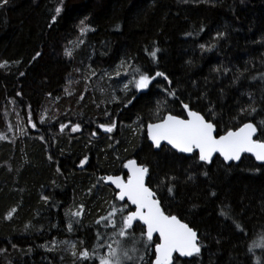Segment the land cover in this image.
<instances>
[{"label": "trees", "instance_id": "1", "mask_svg": "<svg viewBox=\"0 0 264 264\" xmlns=\"http://www.w3.org/2000/svg\"><path fill=\"white\" fill-rule=\"evenodd\" d=\"M57 7H62L58 16ZM81 20L95 30L81 36ZM79 40L83 45L75 49ZM156 48L153 60L149 52ZM69 49L73 57L65 54ZM5 61L0 68V135L6 137L0 140V249L7 251L0 253V264H83L71 246L78 252L96 248L98 230L104 240L97 255H105L115 235L95 221L113 205L126 204L98 180L126 177L123 165L130 159L149 168L148 185L165 213L198 233L199 256L176 257L174 264H264V248L253 247L264 238V165L250 156L228 165L220 157L206 164L198 154L168 147L157 152L146 135L148 123L168 114L185 118L183 101L216 123L218 134L252 122L257 140L264 142V0H10L0 8V64ZM121 61L150 76L163 72L172 83L157 77L145 90L129 86L125 92L131 76L115 80ZM89 66L114 79L107 98L87 80ZM124 70L131 72L127 65ZM253 102L257 112L239 116L240 108ZM113 120V132L99 128ZM67 122L81 130L61 132ZM168 177L176 178L174 195L167 192L170 184H160ZM81 205L83 217H72L69 231L67 213ZM226 206L231 219L220 215ZM13 208L12 219H6ZM143 230L138 224L136 235ZM145 261L153 264L152 248Z\"/></svg>", "mask_w": 264, "mask_h": 264}, {"label": "snow or ice", "instance_id": "2", "mask_svg": "<svg viewBox=\"0 0 264 264\" xmlns=\"http://www.w3.org/2000/svg\"><path fill=\"white\" fill-rule=\"evenodd\" d=\"M10 0H0V8L8 6ZM62 11V7H57L55 13L58 16ZM56 22L55 16L52 19V23ZM80 33L84 36L88 31H94L85 24L84 20L80 21ZM222 36L223 34H218ZM80 43H83L81 40ZM201 45V48H204ZM214 47V45H213ZM211 50V48L206 49ZM147 51V50H146ZM160 51L156 48L154 51L149 52V55L153 60L157 59V53ZM66 55L71 56V51L66 50ZM40 54L37 53V56ZM7 61L0 64V68L7 65ZM131 69V72L121 69ZM219 71V69H216ZM90 76H95V70L89 66ZM23 75V73H21ZM116 77L121 75L131 76L127 83L123 86V91L127 92L129 86L137 90H145L157 77H163L164 80L171 84V80L163 73L157 71L154 76H150L145 72H142L139 67H134L131 63L121 61L120 65L115 70ZM138 77V78H137ZM90 78V77H89ZM111 78V77H110ZM71 83V81H70ZM87 90V89H85ZM65 91L68 92L66 88ZM169 96L176 97V93L173 90L168 91ZM135 96L129 98L124 104L127 107L135 100ZM80 99H84L83 96ZM113 102L117 100L115 94L112 96ZM167 103V101H165ZM184 110L187 111L188 118L182 119L179 116L168 114L164 116L159 122L147 124V135L152 141V144L157 149L162 148V144L166 142L171 145L172 148L177 149L181 153H193L198 150L199 161L206 164L213 163V157L219 153L225 162H239L241 157L245 153H251L254 155L256 161L261 162L264 165V142L254 140L253 137L257 134V126L252 122L243 123L242 126L236 130L228 129L223 135L217 133L216 123L211 122L210 119H205L204 115H201L198 111H193L189 107V104L180 101ZM212 112L211 108L209 109ZM257 112L254 102L250 103L247 107H241L239 110V116H251ZM106 116H110L111 113L105 112ZM214 116L215 113H212ZM239 118V117H234ZM260 123L264 125V120ZM32 127H36L35 124ZM67 124L60 126L62 132L67 128ZM99 128L106 133H111L116 128V122L113 120L110 124H100ZM81 130L79 124H75L72 128V132H78ZM264 134V129H261ZM96 135V133H93ZM4 135H0V140L5 139ZM51 158V157H50ZM87 163V157L81 161V166ZM128 169V176L125 180L122 176H101L98 183L101 181H107L110 184L115 185L119 190L116 199L124 201L127 204L135 206L134 210H127L123 207H116L113 205L111 210L104 216H101L95 221L96 225H100L103 229H111L114 232L116 239L113 241L117 246L112 247L111 244L107 246L106 255H97L98 249L104 240V235L98 230L96 236L98 238L97 247L91 250L88 247H83L79 252L76 251V245H72V255L78 260L87 264V262L96 260L99 264H146L145 257L148 254L149 248L153 249L154 262L153 264H173V255L178 253L181 257H193L199 256L201 253V243L198 239L197 231L192 227H189L187 223L181 222V220L171 214H166L161 207V202L157 198V194L145 183L146 178L149 176V168L143 164H138L135 159H130L123 165ZM260 169L257 168V171ZM207 175V172H205ZM176 178L168 177L166 180L160 181V184L168 183L171 186L167 187L169 195H174L175 185L172 183ZM191 179V177H189ZM159 187V185H158ZM213 196L215 192L211 193ZM45 201L48 200L47 196L42 197ZM16 209L13 208L9 211L6 219H12L13 213ZM70 217V222L67 225L69 231L73 228L72 217L82 218L84 214L83 205L79 206L77 211L72 212L69 210L67 213ZM220 215L226 219H231L227 206L221 209ZM80 220L76 219L75 223H79ZM137 222H141V225L145 230L141 231L139 236L135 233V227ZM235 223V221H233ZM236 228L241 232L244 231L240 224H236ZM158 234V235H157ZM154 235L157 236L158 243H153ZM67 243V242H65ZM83 243V242H81ZM264 248V238L258 242H254L253 247ZM13 248L16 245H12ZM7 249H0V253L6 252ZM252 251V249H249ZM259 264V261H257Z\"/></svg>", "mask_w": 264, "mask_h": 264}, {"label": "rangeland", "instance_id": "3", "mask_svg": "<svg viewBox=\"0 0 264 264\" xmlns=\"http://www.w3.org/2000/svg\"><path fill=\"white\" fill-rule=\"evenodd\" d=\"M80 41L81 40H79L78 42H76L75 43V49H77L76 47H81L82 45H83V43H80ZM83 41V40H82ZM71 48V47H70ZM68 51H71V53H72V57H73V55L75 54V52H74V49L72 50V49H69ZM85 70H86V73H87V80L89 81V82H93L92 80H94V82H95V84H94V86L97 88V89H95V91H97V93H98V96L100 97V98H107L109 95V93H112L114 90H113V88H112V86H113V83L111 82V81H113L114 79L111 77L110 78V76H108V75H104V76H99V75H95V76H90V72H89V69H88V71H87V68L85 67ZM90 77V78H89ZM118 78L116 77L115 78V80H117ZM123 86V85H122ZM96 93V92H95ZM96 96V95H95ZM65 124H67L68 125V127L67 128H65L64 130H68L69 132H72L71 131V128L74 126L73 125V123H71V122H67V123H65ZM30 125L32 126L33 125V123L31 122L30 123ZM79 132V131H78ZM72 133H74V132H72ZM127 177V176H126ZM126 208H129V206L126 204ZM116 239V237H114L113 238V240H111V241H109L108 242V245L109 244H111L112 245V247L113 248H115L117 245L113 242L114 240ZM107 245V246H108ZM69 248V247H68ZM71 248H72V246H71ZM69 249H67V251H68ZM106 254H107V250H106ZM105 254V255H106Z\"/></svg>", "mask_w": 264, "mask_h": 264}, {"label": "water", "instance_id": "4", "mask_svg": "<svg viewBox=\"0 0 264 264\" xmlns=\"http://www.w3.org/2000/svg\"><path fill=\"white\" fill-rule=\"evenodd\" d=\"M202 115V114H201ZM180 118H182V117H180ZM188 118V115H187V112H186V117L185 118H182V119H187ZM206 119V118H205ZM218 133V132H217ZM258 134H259V132L257 131V134L253 137V139L254 140H257V138H258ZM146 135H147V127H146ZM147 139H148V141H149V143L153 146V148H154V150L155 151H161V149L163 148V147H168V148H170V149H172L173 151H175V152H177L178 154H182V155H186V156H193L194 154H198V150L197 151H195V152H193V153H181V152H179L177 149H174V148H172V146L171 145H168L166 142H164L163 144H162V148L161 149H157V148H155V146L152 144V141L150 140V138L148 137V135H147ZM261 142V141H260ZM199 156V155H198ZM245 156H250V157H253L254 159H255V157H254V155H252L251 153H245V154H243L242 155V157H241V161H242V159L245 157ZM216 157H220L222 160H223V157L219 154V153H217V154H215L214 155V157H213V160L216 158ZM136 160V159H135ZM256 160V159H255ZM137 161V160H136ZM224 161V160H223ZM241 161H239V162H225L226 164H228V165H230V164H239ZM257 162H259V161H257ZM137 163L138 164H140L138 161H137ZM259 163H261V162H259ZM125 170H126V174H127V176H128V169H126L125 168ZM113 176V175H112ZM119 176H122L125 180L127 179V177H125L124 175H119ZM149 176H150V174H149ZM149 176L146 178V181H145V183H146V185L149 187V185H148V180H149ZM105 183H106V185L107 186H109V187H111L115 192H116V196L118 195V192H119V190L118 189H116V187H115V185H113V184H110L109 182H107V181H105ZM119 202H121V203H123V204H127L126 202H124V201H120V200H118ZM132 210H134V208H135V206H132V205H130V204H127ZM162 207V206H161ZM181 222H183V221H181ZM183 223H185V222H183ZM138 224H140L141 225V222H137V225ZM142 226V225H141ZM190 227V226H189ZM198 234V233H197ZM158 235V234H157ZM155 239H157V236H155L154 235V240ZM198 239H199V237H198ZM176 257H178V258H180V259H182V260H186V259H191L192 257H181V256H179V254L178 253H175L174 255H173V264H174V260H175V258Z\"/></svg>", "mask_w": 264, "mask_h": 264}]
</instances>
